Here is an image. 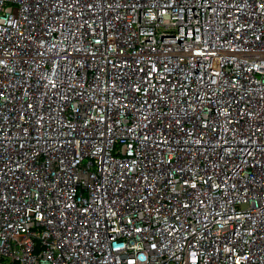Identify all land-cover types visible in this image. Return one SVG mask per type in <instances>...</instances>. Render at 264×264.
I'll list each match as a JSON object with an SVG mask.
<instances>
[{
  "label": "built area",
  "instance_id": "2783aa9c",
  "mask_svg": "<svg viewBox=\"0 0 264 264\" xmlns=\"http://www.w3.org/2000/svg\"><path fill=\"white\" fill-rule=\"evenodd\" d=\"M264 0H0V264H264Z\"/></svg>",
  "mask_w": 264,
  "mask_h": 264
},
{
  "label": "snow or ice",
  "instance_id": "6c2138e0",
  "mask_svg": "<svg viewBox=\"0 0 264 264\" xmlns=\"http://www.w3.org/2000/svg\"><path fill=\"white\" fill-rule=\"evenodd\" d=\"M261 7H264V5H261Z\"/></svg>",
  "mask_w": 264,
  "mask_h": 264
}]
</instances>
